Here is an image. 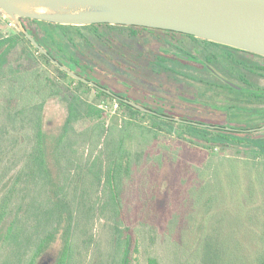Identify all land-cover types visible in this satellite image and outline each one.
<instances>
[{
    "label": "rangeland",
    "instance_id": "374dc122",
    "mask_svg": "<svg viewBox=\"0 0 264 264\" xmlns=\"http://www.w3.org/2000/svg\"><path fill=\"white\" fill-rule=\"evenodd\" d=\"M10 19L0 9L2 37L21 33L18 26H8ZM51 28L56 39L68 42L73 54L79 58L80 65L77 69L86 70L89 75L108 85L117 94L125 95L139 103L144 100L152 109L155 108L168 115L202 123L228 126L237 124L243 127L264 123V114H253L250 117V110L247 109L262 107V103L241 100L242 97L235 92L225 93L212 84L221 81L210 73L198 67L173 65L164 54L166 49H171L173 52L175 50L170 46V41L187 51L195 53L197 50L199 56L208 53L212 49L211 46H205L186 36L128 26L64 28L51 25ZM158 54H163L166 59L157 57ZM156 59L165 60L168 67L179 72L172 69L164 71L158 69L154 63ZM9 60L15 68L24 72L38 69L44 77L53 79L60 86L61 92L51 97L49 95L43 110V130L51 171L50 184L42 181L29 187L24 184V180L19 179L15 185L16 189L13 190H8V185L15 175H21L23 166L27 163L32 140L27 126L19 122L13 126L6 119V105L0 97V204L4 202V198L7 203L11 202L10 207L19 213L20 225L24 228L15 250L0 252V263L22 264L23 258L26 259L30 255L39 240L59 225L53 239L36 261V264H57L66 231L65 220L62 219V222L58 223L59 214L64 209L60 206L57 192L63 185L64 193L59 194L64 196L67 208L73 211L75 217L72 229L74 244L69 264H103V260L106 263L109 261L114 243L113 221L110 219L112 211L106 203L104 183L93 171L100 172V159L108 155L110 139L108 140L106 136L109 127L112 125L121 127L124 119L127 118L123 112L124 108L119 106L115 99L100 95L96 89L79 85L70 78H60L55 66L46 62L24 39H20L12 49ZM241 71L244 74L249 72ZM263 72L256 76L247 74V77L257 79L256 83L253 82L255 87H264ZM75 92L84 100L99 104L103 109L97 121L104 123L107 130L98 146L89 142L88 136L94 124L89 119L81 120L74 125L71 131L72 146L70 142L66 145L58 142L63 121L68 113V100ZM229 103H234L235 107H245L241 108L243 117L242 114L238 116L242 118L228 119L224 115V113L228 114L225 110ZM12 108L13 106H10L9 109ZM132 121L135 123L131 126L132 137L129 148L133 162L130 173L124 180L121 199L127 224L137 229L140 234V247L134 254V264H149L150 256L158 257L162 264H202L196 251L200 238L198 221L200 215L206 214L207 211L225 213V221L221 225L224 234H228L225 239L230 248L229 253L235 250L239 256H243L244 253L240 251L243 240L239 238L241 236L239 230L245 227V211L251 205L246 207L247 202L239 195L232 196L227 202L221 199L216 205H208L205 200L198 203L199 191L194 187L195 191L191 192L190 201L186 205L182 204L175 209V203L160 216L150 209V202L155 195V191H150V185L154 184V181L158 182L157 195L159 204L162 205L171 178V166L168 161L162 164L157 176L152 175V165L154 166L156 155L163 152L179 154V150L183 148L181 145L187 141L177 136L179 132H184V129L178 125L168 127L140 114ZM156 122L164 125L165 129L163 131L156 129L154 126ZM169 129L172 130L171 133L167 132ZM119 131V128L115 130L117 138ZM251 136L264 137V130L252 132ZM200 148L202 150L199 154L204 160L201 165L208 164L210 158L228 157L235 153L222 150L219 146ZM94 160H96L95 166L92 165ZM202 170L205 173L201 177L203 182L216 181L210 173L213 169L206 170L205 167ZM186 176V180L193 184L196 182L194 172ZM222 176L227 177L224 173ZM185 185L189 188L192 186L186 183ZM185 196L186 193L181 192L177 198ZM262 202V198H256L253 205L258 206ZM155 204L156 208H159L157 200ZM175 211L181 214L179 219L171 217L176 214ZM260 211H264V208ZM246 243L248 245L246 244L245 248L249 247V250H253L252 245L249 244L251 242L248 240ZM228 256L227 258H230ZM236 264L241 263L236 260Z\"/></svg>",
    "mask_w": 264,
    "mask_h": 264
},
{
    "label": "trees",
    "instance_id": "16d2710c",
    "mask_svg": "<svg viewBox=\"0 0 264 264\" xmlns=\"http://www.w3.org/2000/svg\"><path fill=\"white\" fill-rule=\"evenodd\" d=\"M22 21L29 32L33 34L36 40L43 45L54 58L58 59L62 64H66L70 68L76 70L80 75L100 84V81L94 76H91V74L89 75L86 70L77 69L80 65L79 58L73 54L68 42L56 39L54 31L51 28V25L64 28H78L79 26L53 24L29 18H23ZM26 21H28V23ZM42 24H45V26L42 27ZM99 25L122 26L110 24H92L87 26L95 27ZM128 27L146 29L144 27ZM20 39L28 41L22 33L9 37H2L0 34V97H2L6 105L5 117L13 126L18 122L27 126L29 128V137L32 140L27 163L23 166L21 175L18 176L17 174L10 180L8 190L16 189L15 185L19 179L24 180V184L26 183L29 187L31 184H38L42 181L50 184L51 171L47 157L45 133L43 130V110L48 96L50 95L51 97L61 92L60 86L53 79L46 78L40 74L38 69L24 72L12 65L9 60V55L12 49L19 43ZM35 50L46 62L54 65L49 58L41 54L36 48ZM168 51L169 50L166 49L164 54H169ZM158 66L161 68H158ZM55 68L60 78H70L79 85L96 89L87 83L70 77L57 66H55ZM157 68L171 70L166 64L157 65ZM104 87L109 88V86L106 85H104ZM223 87L228 86L224 85ZM96 90L100 95L114 99L107 93L99 89ZM118 95L126 97L125 95ZM116 101L119 106L124 108V115H127V118H129L127 119L124 117V124L121 127L114 125L109 127L108 135L106 136L108 140L110 139L108 155L100 159V172L92 170L94 174H97V178L104 183V191L107 197L106 203L112 211L110 219L113 221V250L110 254L109 261L105 263L103 260V264H134V254L140 247V234L137 229L127 224L121 199L124 180L126 176L129 175L133 162V156L129 148V141L131 142L132 137L131 126L135 123L132 120L139 114L151 117L168 127H173L174 125L182 127L184 129V134L179 132L177 136L187 141L181 145L183 148L179 150V154L163 152L156 155L154 166L152 165V175L157 176L162 164L168 161L171 166V178L162 205L159 204L157 195L159 187L158 182L154 181V184L150 185V191H155L154 198L150 202V209L158 213V216L165 213V211L175 205V203V209H178L179 206L182 204L186 205V203L190 201L191 192L195 191L194 187L199 191L197 197L198 203L201 202V200H205L208 205H216L221 199L227 202L232 196L235 197L239 195L241 199L247 202L246 207L251 205V207L248 209L246 208L245 211V227L239 230L241 235L239 238L243 240L240 246V251L244 253L243 256H239V253L235 250L229 253L230 248L225 239V236H228V234H224L221 225L222 222L225 221V213L210 211H207L204 215L201 214L199 217L198 223L200 224L198 225V233L200 238L196 250L197 256H199L202 264H236V260L241 264H264V213L262 218V212L264 211H260V209L264 208V197H261V195L264 196V137L255 138L251 136L252 132L258 131L236 132L223 128H209L176 122L174 120L164 119L141 112L123 101ZM10 106H13V110L9 109ZM67 106L68 113L63 121L61 134L58 137L59 144L66 145L70 142L72 146L71 131L74 129V125L81 120L89 119V121L94 122L93 126H91L93 127L92 132L88 136L90 138L89 142H91L90 144L98 146L107 130L104 123L97 121L103 109L99 107V104L84 100L77 92L71 94ZM247 109L251 110L250 113L255 111V109ZM155 110L159 113L166 114L157 109ZM259 113H264V110L259 111ZM237 114L238 112H235L233 117ZM159 123H154V126L156 129L163 131L165 126ZM252 127L255 126H245L242 129ZM118 128L120 131L119 137L117 138L115 136V130H118ZM167 132L171 133L172 130L169 129ZM213 146H219L222 150L226 149L234 151L235 153L228 157L210 158L208 164L201 165V162L204 160L202 159L203 156L199 154L202 150L200 147L208 149ZM95 164L96 160H94L92 165L95 166ZM205 167L206 170L213 169V172L210 173L216 178L214 183L203 182L201 180V177H203L202 174L204 173L202 168L204 169ZM89 169L91 171L92 168L90 167ZM193 172L196 175V182L194 184L186 180V175ZM223 173L227 175V179L222 176ZM185 183L189 186L192 184V186L190 188L186 187ZM63 188L64 185L57 192V195L60 197V206L64 209L59 214L58 223L60 224L62 219H64L66 222V231L63 249L58 257L57 264H69L74 244L72 229L75 217L73 211L67 208L64 202V196L59 194L64 193ZM156 188L157 190H155ZM181 192L186 193L187 196L178 199L177 197ZM260 197L263 202L258 206H254L253 204L256 198L261 199ZM156 200L159 208L155 206ZM10 204L11 202L7 203L6 198H4V202L0 204V252H11L15 250L24 231L23 226L20 225L21 220L19 213L14 211V209L10 207ZM171 217L179 219L181 214L176 212V214ZM57 227H59V225L55 227L54 231L51 233L49 232L45 237L39 240L37 246L32 250L30 255L26 259L23 258L24 262L22 264H36L37 258L57 232ZM248 240L251 242L249 244L252 245L253 250H249V247L245 248ZM227 256L230 258H227ZM238 258L240 260H238ZM148 260L149 264H162L156 256H150ZM0 264H8V262Z\"/></svg>",
    "mask_w": 264,
    "mask_h": 264
},
{
    "label": "water",
    "instance_id": "95a60500",
    "mask_svg": "<svg viewBox=\"0 0 264 264\" xmlns=\"http://www.w3.org/2000/svg\"><path fill=\"white\" fill-rule=\"evenodd\" d=\"M0 9L16 23L34 48L70 77L141 112L176 122L236 132L264 129V125L242 129L202 123L159 113L135 100L121 97L54 58L22 21L29 18L61 25L110 24L169 30L264 56V0H0Z\"/></svg>",
    "mask_w": 264,
    "mask_h": 264
},
{
    "label": "flooded vegetation",
    "instance_id": "af4514ba",
    "mask_svg": "<svg viewBox=\"0 0 264 264\" xmlns=\"http://www.w3.org/2000/svg\"><path fill=\"white\" fill-rule=\"evenodd\" d=\"M145 28V27H144ZM144 30H150V31H160L164 32L165 34L169 35H180V36H186L192 40H196L198 42L203 43L205 46H211V50L204 54L203 56H199V52L195 50V53L187 51L183 49L180 45L177 43H173L172 41L169 42L170 46L174 47V52L171 51V49H168L169 55H166L168 60H170L173 65H184L189 67H195L198 69H201L207 73H210L213 75L217 80H220L221 82H212L214 86L219 88L221 91H224L225 93H231L235 92L239 96L242 97L241 100H245L248 102H260L262 103V107L258 108H250L255 109V111H252L253 113H250V117L253 114H264L259 113V111L264 110V87H255V84L257 82V79L254 80V78L247 77L249 74L250 76H256L258 73H262L264 71V56L242 50L227 44H222L210 40H205L202 38H198L192 35H187L179 32L169 31V30H161V29H151L146 28ZM170 48V47H169ZM161 55V56H160ZM157 57L162 58V54H158ZM180 57V58H179ZM251 57V58H248ZM183 58V60H182ZM166 59V58H165ZM184 62H190L192 64H185ZM155 65H165V60L163 59H156L154 60ZM158 68H161L158 66ZM171 68V67H170ZM172 70L179 72L176 69L171 68ZM164 71V69H162ZM241 70L249 71L247 74L242 73ZM264 73V72H263ZM100 85L104 86L100 81ZM224 85H227L228 87H223ZM108 86V85H106ZM232 89H230V88ZM240 91V92H237ZM116 93V92H115ZM117 94V93H116ZM137 101V100H136ZM140 103L144 104L145 106L151 108L147 102L144 100L140 101ZM234 103H229L228 108L225 110L228 112V114H225L228 119H231L233 117L232 112H238L237 115H235L233 118H242L243 112L241 108L245 107H235ZM240 108V109H239ZM155 109V108H153ZM251 111V110H250ZM242 114V117H238ZM264 125L258 124L253 125L255 127ZM233 127H240L243 128V126L240 125H232ZM245 127V126H244Z\"/></svg>",
    "mask_w": 264,
    "mask_h": 264
},
{
    "label": "built area",
    "instance_id": "2783aa9c",
    "mask_svg": "<svg viewBox=\"0 0 264 264\" xmlns=\"http://www.w3.org/2000/svg\"><path fill=\"white\" fill-rule=\"evenodd\" d=\"M8 26H15L16 27L17 25L13 20L10 19L8 22Z\"/></svg>",
    "mask_w": 264,
    "mask_h": 264
}]
</instances>
